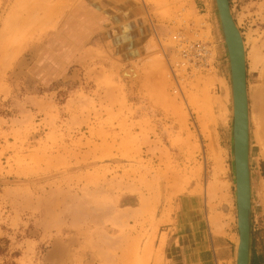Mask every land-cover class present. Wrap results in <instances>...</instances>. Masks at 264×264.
I'll use <instances>...</instances> for the list:
<instances>
[{"label":"rangeland","instance_id":"rangeland-1","mask_svg":"<svg viewBox=\"0 0 264 264\" xmlns=\"http://www.w3.org/2000/svg\"><path fill=\"white\" fill-rule=\"evenodd\" d=\"M229 6L257 121L251 227L264 245V0ZM188 45L204 53L186 61ZM223 229L235 245L223 264H235L232 95L214 0H0V264H177L176 243L190 253Z\"/></svg>","mask_w":264,"mask_h":264},{"label":"water","instance_id":"water-1","mask_svg":"<svg viewBox=\"0 0 264 264\" xmlns=\"http://www.w3.org/2000/svg\"><path fill=\"white\" fill-rule=\"evenodd\" d=\"M215 4L230 59L234 104L233 170L237 221L235 264H249L252 216L244 51L239 30L230 12L229 0H215Z\"/></svg>","mask_w":264,"mask_h":264},{"label":"crops","instance_id":"crops-1","mask_svg":"<svg viewBox=\"0 0 264 264\" xmlns=\"http://www.w3.org/2000/svg\"><path fill=\"white\" fill-rule=\"evenodd\" d=\"M201 231L202 230L197 231V233L199 234ZM256 231L257 228L253 226L250 238L249 264H264V248H262L264 245L261 244V237L258 236ZM203 239H205V241L203 240V247H201L200 244L198 245L199 242H196L195 248H191L190 253H188L186 243H176L173 247L176 250L178 249V252L175 253H178L180 256L182 251H186V253L180 258L181 261L177 264H223L228 258H230V256L232 257L235 245L233 243L234 234L230 230L227 232L223 229L220 233H216L214 236L208 234L206 231ZM165 256H167L166 260H168L170 264H176L177 258L175 255L170 258H168L169 255Z\"/></svg>","mask_w":264,"mask_h":264},{"label":"bare ground","instance_id":"bare-ground-1","mask_svg":"<svg viewBox=\"0 0 264 264\" xmlns=\"http://www.w3.org/2000/svg\"><path fill=\"white\" fill-rule=\"evenodd\" d=\"M214 2H215V0H214ZM215 8H216V11H217V15H218V10H217V6H216V4H215ZM231 12V11H230ZM218 20H219V26H220V31H221V24H220V19H219V16H218ZM236 24V23H235ZM237 27V26H236ZM238 29V28H237ZM239 33H240V31H239ZM221 34H222V38H223V43H224V46H225V49H226V54H227V58H228V64H229V73H230V59H229V54H228V51H227V48H226V44H225V40H224V36H223V33L221 32ZM240 36H241V34H240ZM241 39H242V37H241ZM242 45H243V51H244V65H245V70H246V61H247V57H246V54H245V49H244V42H243V39H242ZM199 50V48L197 49V52H199L198 51ZM203 53H204V51H202ZM201 52V53H202ZM203 56V55H202ZM250 59V68L252 69V70H257L258 69V66L260 65H258V60L257 59H255V56H252V57H250L249 58ZM261 66V65H260ZM259 66V67H260ZM128 74L129 75H131V77H135L136 78V76H137V73H136V71H134V70H129L128 71ZM230 76H231V74H230ZM231 79V78H230ZM230 83H231V80H230ZM231 95H232V156H233V117H234V104H233V93H232V87H231ZM260 95H261V93H260ZM258 96V95H257ZM246 99H247V116H248V122H247V124H248V140H249V122H250V120L252 119V121H254V122H257L256 120H255V116L252 114V118L251 119H249V107H248V94H247V89H246ZM258 99V98H257ZM256 102V101H255ZM260 102V101H259ZM256 125H255V127H256V129H257V127H259L257 124L258 123H255ZM233 165H234V163H233ZM235 184V183H234Z\"/></svg>","mask_w":264,"mask_h":264},{"label":"built area","instance_id":"built-area-1","mask_svg":"<svg viewBox=\"0 0 264 264\" xmlns=\"http://www.w3.org/2000/svg\"><path fill=\"white\" fill-rule=\"evenodd\" d=\"M198 46H199V45H188V46L186 47V49L183 50V52H182V57L185 58V60L187 61V58H189V57H188V52H191V51H193V50H197V49L199 48ZM198 51H199L198 53H201V52L204 51V50H203V48H202V49L199 48Z\"/></svg>","mask_w":264,"mask_h":264}]
</instances>
